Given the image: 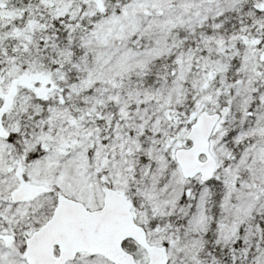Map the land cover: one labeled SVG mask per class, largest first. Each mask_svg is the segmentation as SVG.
Returning <instances> with one entry per match:
<instances>
[{"label":"snow or ice","instance_id":"1","mask_svg":"<svg viewBox=\"0 0 264 264\" xmlns=\"http://www.w3.org/2000/svg\"><path fill=\"white\" fill-rule=\"evenodd\" d=\"M0 264H264V0H0Z\"/></svg>","mask_w":264,"mask_h":264}]
</instances>
